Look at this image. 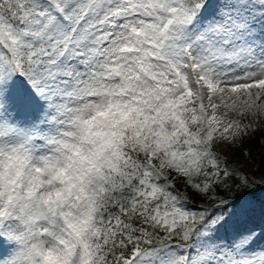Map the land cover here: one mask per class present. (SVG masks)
Segmentation results:
<instances>
[{
    "label": "snow or ice",
    "instance_id": "obj_1",
    "mask_svg": "<svg viewBox=\"0 0 264 264\" xmlns=\"http://www.w3.org/2000/svg\"><path fill=\"white\" fill-rule=\"evenodd\" d=\"M0 264H264V0H0Z\"/></svg>",
    "mask_w": 264,
    "mask_h": 264
}]
</instances>
